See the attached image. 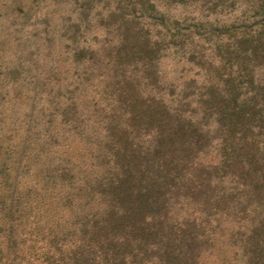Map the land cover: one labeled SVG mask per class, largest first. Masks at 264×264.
<instances>
[{
  "label": "rangeland",
  "instance_id": "374dc122",
  "mask_svg": "<svg viewBox=\"0 0 264 264\" xmlns=\"http://www.w3.org/2000/svg\"><path fill=\"white\" fill-rule=\"evenodd\" d=\"M169 3H155L166 25L131 15L146 0H0V213L10 221L0 233H26L68 210L104 211L127 179L129 189L138 174L154 179L148 165L188 142L202 116L199 143L177 153L179 175L155 179V191L172 193L168 207L181 214L205 210L202 264H264L255 250L264 253V191L219 166L221 132L209 127L207 101L238 78L235 36L218 29L231 19L193 0ZM178 14L198 27H176Z\"/></svg>",
  "mask_w": 264,
  "mask_h": 264
},
{
  "label": "trees",
  "instance_id": "16d2710c",
  "mask_svg": "<svg viewBox=\"0 0 264 264\" xmlns=\"http://www.w3.org/2000/svg\"><path fill=\"white\" fill-rule=\"evenodd\" d=\"M184 1L179 0V3ZM146 2L147 8L133 6L131 15L145 16L167 25L166 15H159L155 3L166 6L170 5L169 0ZM151 3L154 4L150 8ZM193 3L200 9L208 6L209 11L220 9L219 14L225 13L231 21L218 29L236 39L232 44V58L238 78L230 85H224L223 94L220 92L206 103L216 118L209 127L221 132L215 138L222 151L219 166L242 181L249 191H264V0H193ZM182 17L177 15L176 27L180 24L198 27L196 18H190L188 24V19ZM202 110L206 119L208 111ZM199 119L202 121V116ZM200 120L190 124L194 135L188 142H181L172 154L156 158L158 164L155 166L153 163L148 165L151 172L156 170L154 179L148 180L144 174H138L134 177L138 182L131 189L127 182L130 179H127L128 192L114 197L104 211L91 215L68 210L54 222L35 224L26 233L11 236L0 233L1 239H9L8 244H0V255L12 251L8 259L0 258V264H202L200 244L207 238L204 233H199L197 224L198 219L205 217V210L201 209L199 214H181L168 207L172 193L155 191L159 184L155 179L168 183L179 175L178 166L183 159L177 153L185 156L194 144L199 143L195 135ZM179 129L177 125V129L172 130L173 136ZM197 136L202 137L201 134ZM178 138L169 139L170 146L178 147ZM197 153L206 152L198 148ZM212 170L220 168L213 167ZM159 172L163 176H158ZM47 174L54 175L53 169L47 168ZM179 186L180 182L175 184V189ZM27 205L13 209L12 213L24 214ZM257 205H260L258 200ZM5 215L0 213V225L10 224ZM192 217L196 218L191 220ZM19 237L21 242L17 243ZM15 250H18L16 254ZM255 250L263 255L261 260L264 261L263 250L257 244Z\"/></svg>",
  "mask_w": 264,
  "mask_h": 264
}]
</instances>
